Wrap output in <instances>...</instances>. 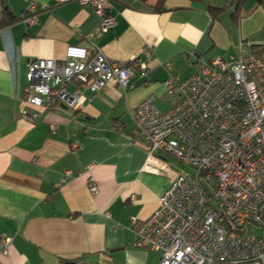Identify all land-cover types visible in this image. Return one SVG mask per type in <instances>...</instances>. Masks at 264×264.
<instances>
[{"label":"crops","instance_id":"obj_1","mask_svg":"<svg viewBox=\"0 0 264 264\" xmlns=\"http://www.w3.org/2000/svg\"><path fill=\"white\" fill-rule=\"evenodd\" d=\"M36 2L38 21L26 24L25 0H0V15L17 18L0 29V237L11 238L0 264H158V252L134 245L129 223L156 209L169 181L142 170L146 147L132 112L149 94L169 109L164 82L198 73L199 57L264 46V0H163L159 10L157 0H106L117 22L104 33L77 1ZM70 44L113 61L138 56L148 71L135 69L125 90L113 81L84 90L77 110L55 101L32 124L21 117L28 62L61 61ZM147 47L150 57L140 52Z\"/></svg>","mask_w":264,"mask_h":264},{"label":"built area","instance_id":"obj_2","mask_svg":"<svg viewBox=\"0 0 264 264\" xmlns=\"http://www.w3.org/2000/svg\"><path fill=\"white\" fill-rule=\"evenodd\" d=\"M25 1L23 21L36 23L37 2ZM67 1L89 7L100 18V33L117 22L107 13L106 0H55ZM140 52L150 57L153 49ZM139 61L138 56L113 61L100 50L89 55L77 44L66 47L61 61L32 59L21 117L36 124L55 101L80 109L84 90L95 94L110 81L125 90L135 69L141 76L148 71ZM198 62V73L182 82H164L166 97L173 101L168 110H161L149 94L132 112L146 147L142 170L169 181L148 217L130 218L134 245L158 252V264H264V237L253 232L264 230V46L210 61L199 57ZM163 155L191 171L173 168ZM88 188L98 193L92 178ZM10 243L11 238L0 237L1 254L8 253Z\"/></svg>","mask_w":264,"mask_h":264},{"label":"trees","instance_id":"obj_3","mask_svg":"<svg viewBox=\"0 0 264 264\" xmlns=\"http://www.w3.org/2000/svg\"><path fill=\"white\" fill-rule=\"evenodd\" d=\"M162 4H163V0H157V2L155 4L156 10H159L161 8ZM2 12L3 13L0 15V29L6 27L7 25H9V24H11V23H13L14 21L17 20V18L15 16H13L12 14H9L8 11L6 12V11L2 10ZM260 47H257V48H255L254 50H251V51H257ZM135 137H136V139L138 141H140L139 136H138L137 133H136ZM74 264H80V263H74ZM97 264H104V263H97Z\"/></svg>","mask_w":264,"mask_h":264},{"label":"rangeland","instance_id":"obj_4","mask_svg":"<svg viewBox=\"0 0 264 264\" xmlns=\"http://www.w3.org/2000/svg\"><path fill=\"white\" fill-rule=\"evenodd\" d=\"M165 106H166V105H161V107H162L163 109L168 110V109H167L168 106H166V107H165ZM168 159L170 160V163H171V165H172L174 168L184 167V168L186 169L185 171H191V169H190L189 167H187V166L184 165V164H181L179 161L175 160V159L172 158L171 156H168ZM253 232H254L255 234H258V233L262 232V230H261L260 228H254V229H253Z\"/></svg>","mask_w":264,"mask_h":264}]
</instances>
